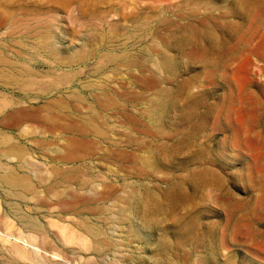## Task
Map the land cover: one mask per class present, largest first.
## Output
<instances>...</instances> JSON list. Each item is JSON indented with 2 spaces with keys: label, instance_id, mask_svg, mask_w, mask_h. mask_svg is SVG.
<instances>
[{
  "label": "rangeland",
  "instance_id": "obj_1",
  "mask_svg": "<svg viewBox=\"0 0 264 264\" xmlns=\"http://www.w3.org/2000/svg\"><path fill=\"white\" fill-rule=\"evenodd\" d=\"M0 54L30 74L0 80V138L38 164L0 152L35 186L0 181V217L37 223L0 264H264V0H0Z\"/></svg>",
  "mask_w": 264,
  "mask_h": 264
},
{
  "label": "bare ground",
  "instance_id": "obj_2",
  "mask_svg": "<svg viewBox=\"0 0 264 264\" xmlns=\"http://www.w3.org/2000/svg\"><path fill=\"white\" fill-rule=\"evenodd\" d=\"M144 21V20H143ZM139 23V22H138ZM137 23V24H138ZM12 24H13V22H12ZM41 24V23H40ZM39 24V25H40ZM142 25V24H141ZM42 26V25H41ZM138 26V25H137ZM35 27V26H34ZM135 27V26H134ZM139 27V26H138ZM141 27V26H140ZM29 28H31V26L29 27ZM132 28V27H131ZM130 28V29H131ZM31 29H33V28H31ZM40 29V28H39ZM131 32H132V30H131ZM98 34V33H97ZM130 34V33H129ZM134 34H136V33H134ZM138 34V33H137ZM35 35V34H34ZM40 35V34H39ZM127 35H128V33H127ZM131 35V34H130ZM132 36H133V34H132ZM135 36V35H134ZM137 36V35H136ZM37 37V36H36ZM129 37V36H128ZM130 38V37H129ZM128 38V39H129ZM132 38V37H131ZM36 42V41H35ZM106 44H110V43H106ZM37 46V45H36ZM83 46V45H82ZM30 48V47H29ZM41 48H43L42 46H41ZM108 48V47H107ZM111 48V47H110ZM94 51H92V53H93ZM107 52V51H106ZM114 52V51H113ZM112 52V53H113ZM128 52V51H127ZM132 52V51H131ZM131 52H130V54H128V53H124V54H122V55H119V56H113V60H125L124 62H136L135 60H138L137 58L139 57V56H137V55H134V54H137V53H134V54H131ZM81 53H82V51H81ZM102 53V52H101ZM76 54V53H75ZM98 54V53H97ZM99 54H100V52H99ZM103 54V53H102ZM107 54V53H106ZM118 54V53H117ZM101 55V54H100ZM85 56V54H79V55H77L76 57H80V58H83ZM93 56V55H92ZM92 56H90V57H92ZM95 56V55H94ZM61 57V56H60ZM89 57V56H88ZM7 58V57H6ZM4 56H2L1 54H0V63H3V64H5V66L7 65L8 67H10L11 69L9 70V71H1L2 73L0 74V80H1V82L3 81V82H5L6 84L7 83H9L11 86H13V84L14 85H20L21 83H23V82H25L26 81V79L28 78V75L30 76V74L28 73V71L27 70H25L26 68H24V69H22V68H20V67H15V66H13L11 63H9L8 61H7V59H6ZM67 59V58H66ZM96 59H98V58H96ZM110 59V58H109ZM56 61H57V59H55ZM65 60V59H64ZM11 61V60H10ZM63 61V60H62ZM82 61V60H81ZM109 61V60H108ZM107 62V61H106ZM118 62V61H117ZM63 63V62H62ZM69 63V62H68ZM111 63H112V60H111ZM64 64V63H63ZM73 64V63H72ZM113 64V63H112ZM123 64V63H122ZM132 64V63H131ZM118 65V64H117ZM97 66V65H96ZM126 66V65H125ZM127 66L128 67H130L129 66V64H127ZM126 66V67H127ZM133 66V65H132ZM138 66V65H137ZM23 67V66H22ZM127 67V68H128ZM58 68V67H57ZM111 68V67H110ZM95 69H96V67H95ZM98 69V68H97ZM8 70V69H7ZM101 70V69H100ZM30 72V71H29ZM95 72V71H94ZM35 74V73H34ZM62 80V79H61ZM70 80V79H69ZM58 81V80H57ZM65 81V80H64ZM101 81V80H100ZM28 82H30V81H28ZM55 82V81H54ZM38 83V82H37ZM58 83V82H57ZM62 83V82H61ZM102 83V82H101ZM29 84V83H28ZM35 84V83H34ZM83 84V83H82ZM98 84V83H97ZM105 84V83H104ZM9 85V86H10ZM37 85V84H36ZM7 86V85H6ZM55 86H57V85H55ZM60 86V85H59ZM94 86V85H93ZM100 86V85H99ZM54 87V86H53ZM81 87V86H80ZM87 87H88V85H87ZM105 87V86H104ZM67 88V87H66ZM75 88V87H74ZM82 88H84V87H82ZM97 88V87H96ZM87 89V88H86ZM67 90H69V89H67ZM76 90V89H75ZM23 91V90H22ZM66 91V90H65ZM70 92H71V90H69ZM74 92V91H73ZM79 92V91H78ZM69 93V92H68ZM67 93V95L69 96V94ZM58 95H59V93H57ZM64 94H66V93H64ZM72 94V93H71ZM81 94V93H80ZM50 95V94H49ZM48 95V96H49ZM66 95V96H67ZM73 95V94H72ZM77 95V94H76ZM60 96V95H59ZM67 96V97H68ZM82 96V95H81ZM89 96V95H88ZM110 96V95H109ZM112 96V95H111ZM75 97V96H74ZM91 97V96H90ZM96 97V96H95ZM77 98V97H76ZM112 98V97H111ZM81 99V98H80ZM84 99V98H83ZM106 99H107V97H106ZM100 100V99H99ZM66 100H64V99H62L61 97H56V98H53L52 100H50L49 101V103H48V107L50 108V110H52L53 109V107L55 108L56 107V109L57 108H60V109H63V110H68V103H66L65 102ZM76 101V100H75ZM105 101V100H104ZM47 102H48V100H47ZM107 102H110L109 101V99H108V101ZM71 103H73V101L71 102ZM75 103V102H74ZM73 103V104H74ZM84 103V102H83ZM88 103V102H87ZM118 103H120V102H118ZM122 103V102H121ZM72 104V105H73ZM77 104V103H76ZM40 105V104H39ZM78 105V104H77ZM83 105V104H82ZM85 105H87V104H85ZM89 105V104H88ZM91 105V104H90ZM119 105V104H118ZM129 105V104H128ZM132 105V104H131ZM30 106V105H29ZM41 106V105H40ZM46 106V105H45ZM75 106V105H74ZM81 106V105H80ZM107 106H111V107H114V106H116L115 105V103H108V105ZM43 107V106H42ZM76 107V106H75ZM101 107H102V105H101ZM105 107V106H104ZM103 107V108H104ZM111 107H110V109H111ZM120 107V106H119ZM121 107H123V106H121ZM124 107H125V109H126V106L124 105ZM123 107V108H124ZM29 108V107H28ZM45 108V107H44ZM47 108V107H46ZM52 108V109H51ZM70 109H71V107H69ZM86 108V107H85ZM92 108V107H91ZM24 109V108H23ZM48 109V108H47ZM76 109V108H75ZM120 109V108H119ZM32 110V109H31ZM31 110H25V111H23V110H18V111H13L12 113H10L8 116H6V118L9 120V118H15L16 120H17V123H21L22 121L24 122V120H30V119H33V118H37V119H39V115L37 114H34L36 111L34 110V111H31ZM105 110H106V108H105ZM58 111H60V110H58ZM57 111V112H58ZM117 111V110H116ZM41 113V112H40ZM44 113V112H43ZM59 113V112H58ZM61 113V112H60ZM60 113L58 114L59 115V118H60ZM68 113V112H67ZM101 113H103V112H101ZM62 114H65V113H63L62 112ZM75 114V113H74ZM77 114V113H76ZM115 114H117V113H115ZM129 114V113H128ZM124 115H125V113H124ZM134 114H132L131 116H133ZM65 116V115H64ZM63 116V117H64ZM69 116H71V115H69ZM74 115H72V117H73ZM102 116H103V114H102ZM130 116V118H132ZM48 117V115L46 114V118ZM67 117V116H66ZM43 118V117H42ZM51 117H48V119H50ZM120 118V117H119ZM129 118V117H128ZM67 120H70L69 118H67ZM111 120V119H110ZM136 120V119H135ZM2 121V120H1ZM45 121V120H44ZM60 121V120H59ZM75 122H76V124L75 125H72L74 128H77V131H80L79 133H86L87 131L86 130H92V131H96V134H97V132H99V129L97 128V126L93 123V121L91 120V118L88 116V115H79V114H77V117L75 116V120H74ZM134 121V120H133ZM96 122V121H95ZM121 122V121H120ZM59 123V122H58ZM119 123V122H118ZM136 123H138V122H136ZM121 124V123H120ZM35 125V124H34ZM56 126V125H55ZM127 126V125H126ZM60 127V126H59ZM129 128H130V126H128ZM16 128V127H15ZM69 128V126L67 125V126H63V130H66V129H68ZM133 129V128H132ZM111 130V129H110ZM103 131V130H102ZM108 131V130H107ZM56 132V131H55ZM92 133V132H91ZM102 133V132H101ZM95 134V133H94ZM99 134V133H98ZM102 135V134H101ZM106 135V134H105ZM6 136V135H5ZM8 136V135H7ZM6 136V137H7ZM99 136V135H98ZM21 137V136H20ZM129 137V136H128ZM70 138V140H71V137H69ZM1 139V141H0V152L2 153V155H4V156H6V157H10V158H16V161H17V166H20L21 164L23 165V166H25V167H28V168H32V169H34V168H37L38 167V164H36V163H34V162H31L30 160H29V155H28V151L27 150H25V149H23L22 147H20L19 145H17V144H15V143H12L9 139H5V138H0ZM11 139V138H10ZM133 139V138H132ZM90 140V139H89ZM92 140V139H91ZM111 140V139H110ZM13 141V140H12ZM14 141H16L15 139H14ZM106 141V140H105ZM114 141V140H113ZM20 142V141H19ZM29 142V141H28ZM131 142V141H130ZM134 142V141H133ZM132 142V143H133ZM86 143V142H85ZM91 143V142H90ZM138 143V142H137ZM75 144V143H74ZM77 144V143H76ZM112 144H114V143H112ZM116 144H117V141H116ZM115 144V145H116ZM119 144V143H118ZM127 144V143H126ZM136 144V143H135ZM22 145V144H21ZM88 145V144H87ZM122 145V144H121ZM23 146V145H22ZM90 148H92L91 147V145H90ZM89 147H88V149H90ZM96 148V147H95ZM136 148V147H135ZM62 151V150H61ZM129 152V151H128ZM84 153V152H83ZM124 153V152H123ZM132 153V152H131ZM130 153V154H131ZM134 154H135V152H133ZM118 154V153H117ZM130 154H129V156H130ZM86 156V155H85ZM90 156V155H89ZM128 156V157H129ZM1 157V156H0ZM76 158H77V156H75ZM118 157V156H117ZM131 158V157H130ZM129 158V159H130ZM136 158V157H135ZM73 160V159H72ZM66 161H68V160H66ZM114 161V160H113ZM8 164V163H7ZM6 166V165H5ZM8 166V165H7ZM6 166V167H7ZM77 166V165H76ZM54 167V166H53ZM58 167V166H57ZM87 167V166H86ZM22 167H20V169H21ZM54 169H55V167H54ZM78 169V168H77ZM45 170V169H44ZM57 171V170H56ZM60 171V170H59ZM44 172V171H43ZM68 172V171H67ZM31 173H33V170H32V172ZM52 173V172H51ZM58 173V172H57ZM71 173V172H70ZM33 176H34V174H33ZM56 176V175H55ZM54 176V177H55ZM66 176V175H65ZM61 177V176H60ZM65 178V177H64ZM73 178H75V177H73ZM72 180V179H71ZM0 181L2 182V183H5V185H7V187L10 189V190H12V189H17V190H19V191H17L16 193H15V195H17V196H21V197H23V199H24V197H26V195H27V193H35V189H34V187L35 186H33V184H32V181H30V179L25 175V174H20V173H17V169H15L14 167H12L11 166V169H9L8 170V173H6V174H0ZM65 181V180H64ZM68 181V180H67ZM0 182V183H1ZM34 183V182H33ZM94 183V182H93ZM53 184V183H52ZM62 184V183H61ZM41 185V184H40ZM58 185V184H57ZM99 185V184H98ZM63 186V185H62ZM45 188V187H44ZM78 188H84V185L83 184H79V187ZM6 191H7V189H6ZM9 192V191H8ZM77 192H79V191H77ZM7 195V194H6ZM14 195V194H13ZM52 195V194H51ZM83 195V194H82ZM30 196V195H29ZM12 197V196H11ZM20 197V198H21ZM19 198V197H18ZM19 198V199H20ZM27 198V197H26ZM22 199V200H23ZM27 200V199H26ZM29 200V199H28ZM8 206H9V203H8ZM17 207H18V205L16 206L14 203H10V208H9V210L12 212V214L14 215V218L16 219V221H17V224L19 225V226H16V224H14L12 221H9L6 217L7 216H1L0 217V239H35L36 238V236H35V234H33V233H28V235L27 236H23V233H22V231L20 230V228L21 229H26L27 227H32L33 229H36V225H37V223H36V219L34 220V218H32V216L30 217L29 215H27V214H24V213H22V212H20L18 209H17ZM7 215V214H6ZM105 219V218H104ZM39 223V222H38ZM19 227V228H18ZM87 230L89 231V233L91 234V233H93V228H92V226L91 225H88L87 226ZM103 234V233H102ZM103 237V236H102ZM69 238V237H68ZM75 242L76 243H80L82 246H84V248L86 249L87 247H86V245H87V243H86V240L85 239H75ZM95 244V243H94ZM14 248V247H13ZM17 248V247H16ZM95 251V250H94ZM99 251V250H98ZM23 256V255H22Z\"/></svg>",
  "mask_w": 264,
  "mask_h": 264
}]
</instances>
